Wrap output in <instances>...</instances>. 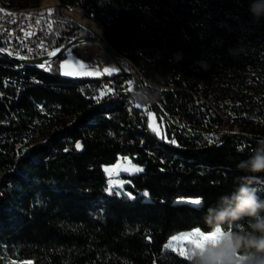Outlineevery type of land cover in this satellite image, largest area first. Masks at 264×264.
I'll return each mask as SVG.
<instances>
[{"label":"trees","instance_id":"1","mask_svg":"<svg viewBox=\"0 0 264 264\" xmlns=\"http://www.w3.org/2000/svg\"><path fill=\"white\" fill-rule=\"evenodd\" d=\"M57 1L50 15L37 14L38 36L49 49L96 38L61 11L80 9L103 27L143 87H160L155 102L171 126L166 142L172 135L188 152L158 140L149 128L151 109L135 108L132 92L97 98L101 80L123 74L68 78L60 67L66 56L41 71L0 54V264H187L164 250L171 237L208 233L206 209L241 183L264 198V173L237 167L257 143L221 130L238 125L264 139V19L251 23L250 0ZM238 43L244 48L233 58L227 50ZM37 138L45 141L31 145ZM120 157L143 169L124 177L132 198L108 193L104 168ZM186 198L202 202L180 201ZM234 227L243 230L246 222Z\"/></svg>","mask_w":264,"mask_h":264},{"label":"clouds","instance_id":"2","mask_svg":"<svg viewBox=\"0 0 264 264\" xmlns=\"http://www.w3.org/2000/svg\"><path fill=\"white\" fill-rule=\"evenodd\" d=\"M249 13L252 24L264 19V0H250ZM220 26L226 27L223 22ZM243 48L238 43L227 50L228 55L238 58ZM173 58L179 61L182 54L174 53ZM197 63L205 71L209 67L204 61ZM160 91L155 84L134 89L131 101L141 107L150 105ZM237 167L248 173H264V139L257 141L249 158ZM204 221L209 227L205 233L209 238L199 247L189 245L187 264H264V198L257 194L255 187L241 183L232 193L221 196L214 206L206 209ZM241 222H246V228L237 230L234 226Z\"/></svg>","mask_w":264,"mask_h":264},{"label":"rangeland","instance_id":"3","mask_svg":"<svg viewBox=\"0 0 264 264\" xmlns=\"http://www.w3.org/2000/svg\"><path fill=\"white\" fill-rule=\"evenodd\" d=\"M34 4V0H0V9L1 10H7V11H10L11 9L15 10V11H20V12H23V14L25 15H29V14H32V13H39L40 11H44L47 15H50L53 11V9H56L59 5L58 1L57 0H44L42 1L41 5L38 6V8L36 9H33V8H27V9H24V10H21L19 8H22L23 6H31ZM8 6H15V7H8ZM60 8V7H59ZM50 11V14H48L47 12ZM47 11V12H46ZM61 11L69 16H71L72 18H74L76 20V22L81 26L83 27L85 30H87L89 33H91L93 36L96 37V39H102V42L107 46L106 42L104 41L103 39V33H104V30L102 29V32H101V35H95L93 34L92 32H90L88 29H86L82 24L81 22L83 20L85 21H88L87 19H85V17L83 16V12L78 9V8H70V9H61ZM88 22H92V21H88ZM103 28V27H101ZM48 29V28H47ZM44 30L43 31V36L46 37L47 34H48V30ZM72 41V40H71ZM85 41V40H83ZM70 42V41H69ZM79 45H76L75 48H78ZM57 49V48H56ZM71 55H69V52L64 55L66 56V58L68 59L67 61V64H66V59L64 60L65 61V64H66V68L65 69H61V75L63 77H68V78H76L77 75H64L63 72L65 70H68V71H76L75 69L72 68V58H80V64H84L85 65V72L87 71H91L93 72V70H98L95 74H92L91 75V79H100V78H104V77H108V76H111L109 75L108 73L104 72L103 69H100V68H106L107 66L109 68H112V69H116V71L114 72V74H118V69L109 61L108 57L106 56V54H104V52H102L101 50H98V49H88L84 52H70ZM116 55V54H115ZM117 57V56H116ZM64 64V62L62 63ZM23 67H25V65L23 64H19ZM90 65V67H88ZM22 68V67H20ZM34 69H37V70H41V71H46L45 68H42V67H32ZM128 69V68H127ZM129 70V69H128ZM84 72V71H83ZM139 78V77H138ZM111 79H114L113 80V84H111L110 82L108 84H103L102 85L100 84V88L98 90V97L97 98H102L104 97L105 95L109 94V93H113L115 92V90L119 89V91L117 93H121V94H125L126 96H129V92H133V84H134V81L131 77H126L123 78V77H115V78H110L109 80ZM140 80V78H139ZM117 82H119V84H116ZM143 87V86H142ZM111 89V91H108L106 92L105 90L106 89ZM125 92V93H123ZM103 93V94H102ZM129 102L135 107V108H140L142 109L141 106H137L135 105L134 103H132L131 101V98H129ZM146 108H144V112H146ZM147 113V112H146ZM147 117H148V121H149V128L152 129H155V134L157 135L158 138L162 139L161 138V127H160V124L157 122V119L156 117L154 116V113L151 111L149 113H147ZM163 126H164V132H166V129H167V124L165 122H163ZM151 125V127H150ZM221 130H224V131H228L231 135H234V134H244L240 131V127L238 125L232 127V128H229V127H223L221 128ZM159 133V135L157 134ZM245 135V134H244ZM45 140L44 138H37L35 139L31 145H35V144H40V143H43ZM121 164V165H124V166H128L129 164L131 166H134V167H138V168H141L139 166H136V165H133L129 158L127 157H120L118 162L113 165V166H109V167H105L106 168H113L115 167L117 164ZM104 169V171H105ZM140 172H132L131 170L129 171H123V170H119L117 174H114L113 176H109L108 173L105 171V174L107 176V183H108V186H109V181L110 180H113V181H123V187L120 189V192L122 194L120 195H124V196H128L129 198H132V196L125 192L124 190V186L127 184V181H125L124 177L125 176H134L136 174H138ZM109 193V191H108ZM113 193H115V189L113 191ZM192 198H186V199H181L180 201H183V202H186V203H190L188 201H190ZM192 204V203H190ZM192 205H195L197 206L196 204H192ZM193 231V230H191ZM191 231H187V232H182V233H179L173 237H177V236H180L184 233H189ZM171 237L169 239V241L166 243V245L169 244L170 241H172V238ZM181 242L179 241H175L174 244H176L177 246H179ZM185 245H187V242H183ZM166 245L164 246V250H170V251H173L171 248H167ZM174 253L178 254L179 256H181L179 254L178 251H173ZM183 257V256H181ZM185 258V257H183ZM25 261H30L28 259H25L21 262H18V264H23V262ZM31 262V261H30ZM32 264V262H31Z\"/></svg>","mask_w":264,"mask_h":264},{"label":"built area","instance_id":"4","mask_svg":"<svg viewBox=\"0 0 264 264\" xmlns=\"http://www.w3.org/2000/svg\"><path fill=\"white\" fill-rule=\"evenodd\" d=\"M41 12L44 11L39 13ZM47 13L50 14V11ZM36 21L37 15L30 16L0 9V43L7 47L6 50L0 52L7 53L9 57L21 61L46 59L48 52L56 49H49L47 41L38 36ZM26 33L34 34L26 35ZM39 65L33 66L40 67ZM109 79L101 80L100 84H108L109 82L113 84L114 79Z\"/></svg>","mask_w":264,"mask_h":264},{"label":"snow or ice","instance_id":"5","mask_svg":"<svg viewBox=\"0 0 264 264\" xmlns=\"http://www.w3.org/2000/svg\"><path fill=\"white\" fill-rule=\"evenodd\" d=\"M51 11V10H49ZM30 16L31 15H37L35 13H32V14H29ZM41 16V19H37L36 21V25L39 27L41 25V23L43 22V14H39ZM49 29L51 30V24L49 23L48 25ZM34 33H26V35H33ZM3 49H0V51H2ZM59 51V50H57ZM57 51H51V52H48V56L51 58V57H54L57 55ZM11 54V53H10ZM69 55H71L70 51H69ZM40 67L42 68H45L46 71H50L52 70V60L49 59V60H46L44 61L43 63H41L39 65ZM61 69H65L66 68V65L65 64H61L60 65ZM90 67V65L88 66ZM76 68H77V71H68V70H65L63 72L64 75H79L81 72L84 71L85 69V65L84 64H80L77 62L76 64ZM98 70H93V72H89L87 74H95ZM116 69H108V68H105L104 69V72L108 73L109 75H111L113 72H115ZM106 92L108 91H111V89H106L105 90ZM103 94V93H102ZM151 127V125H150ZM153 131H155V129H153ZM159 135V133H157ZM171 143L175 144L176 141L175 140H172ZM76 148L79 149L81 148V145L79 143L76 144ZM119 170H123V171H129L131 170L132 172H141L143 171V169L141 168H138V167H134V166H131L130 164L128 166H124V165H121V164H117L115 167L113 168H106L105 171L108 173L109 176H113L114 174H117ZM123 181H113V180H110L109 181V186H108V191L109 193H113L114 189H115V194L116 195H120L122 194L120 192V189L123 187ZM143 195L145 197H147L149 195V193L147 191H145L143 193ZM192 204H196V205H199L201 204V200L199 198H196V199H191L190 201H188ZM209 236H206L205 235V232L201 231L200 229H195L189 233H184L180 236H177V237H173L172 238V241L169 242L168 245H166L167 248H171L173 251H178L179 254L183 257L186 256V253H187V249L189 247V245H192V246H196V247H199L201 242L203 240H206L208 239ZM175 241H179L181 242L179 244V246H177L176 244H174ZM183 242H187V245H185ZM5 259H7L6 255L5 257H3ZM9 264H16V261H10ZM23 264H31L30 261H25L23 262Z\"/></svg>","mask_w":264,"mask_h":264},{"label":"water","instance_id":"6","mask_svg":"<svg viewBox=\"0 0 264 264\" xmlns=\"http://www.w3.org/2000/svg\"><path fill=\"white\" fill-rule=\"evenodd\" d=\"M103 39H104V37H103ZM83 40H85V41H94V42L98 43V44L101 46L103 52H104V53L106 54V56L108 57L109 61H110L115 67L118 68V73L123 74L124 76H127V77H131V78L133 79L134 84L136 85L137 88L142 87V85H141V83H140V80H139L138 76H137L134 72L128 70V69H127V68H126V67H125V66H124V65L118 60V58L116 57L115 53H114V52L112 51V49L109 47V45L107 44V42L105 41V39H104V41L106 42L107 46H106L105 44H103L100 40H98V39H96V38H94V37L79 38V39H74V40L68 42L67 44H65L64 46H62V47L56 49L55 51H57V50H59V51H57V55L54 56V57H51V58H50V57L48 56L46 59H39V60L37 59V60H28V61L13 60V61L17 62L18 64L31 65V66H33V65H39V64L42 63L44 60H49V59H51L52 61H54V60H56V59H58V58H60V57H62V56H64V55H66V54L69 52L68 49H69V47H70L71 45L77 43L78 41H83ZM0 54H1L3 57H5L6 59L12 60V59L8 56L7 53H2V52H0ZM25 67H28V66H25ZM148 106H149V108L151 109V111H152L154 114H156V115H158V116L161 115V116L164 118V120L167 122L166 118H165V117L162 115V113L160 112V110H159L158 105L156 104V102H154V103H152V104H150V105H148ZM167 126H168V129L171 131V126H170V124H169L168 122H167ZM232 137L243 138L245 141H247V142H249V143H257V141H258V140H254V139H252V138H250V137H248L247 135H244V134H234V135H231V136H230V138H232ZM158 140L161 141L162 143H164L166 146L172 148V149H175V150H177V151H181V152H188V150L181 149L180 147H178V146L176 145V143H175V144L171 143V141L174 140V138H173L172 135H171V139H170V142H169V143H167L166 141H164V140H162V139H160V138H158ZM218 145H220V144L218 143V144H216V145H214V146H212V147H210V148H208V149H211V148L216 147V146H218ZM78 150H81V148H79ZM202 151H203V150H202Z\"/></svg>","mask_w":264,"mask_h":264},{"label":"bare ground","instance_id":"7","mask_svg":"<svg viewBox=\"0 0 264 264\" xmlns=\"http://www.w3.org/2000/svg\"><path fill=\"white\" fill-rule=\"evenodd\" d=\"M9 12H17V13L23 14V12L15 11L13 9H11ZM81 24L86 29H88L90 32H92L93 34H95V35H101L102 28L100 26H98L97 24H94L92 22H88V21H85V20H83L81 22ZM99 40L102 42V39L101 38ZM76 45H79V47L78 48H75ZM88 49H98V50H101L103 52L101 46L98 43L94 42V41H78L77 43L71 45L69 47L68 51H70V52H78V51L82 52V51H86ZM11 59L12 60H15L14 58H11ZM25 66H28V68L37 67V66H31V65H25ZM154 116L156 117L157 122L160 124V127H161V138H162V140L166 141V134L164 132V126H163L162 121L165 122L166 124H167V122L164 120V118L161 115L158 116V115L154 114Z\"/></svg>","mask_w":264,"mask_h":264},{"label":"crops","instance_id":"8","mask_svg":"<svg viewBox=\"0 0 264 264\" xmlns=\"http://www.w3.org/2000/svg\"><path fill=\"white\" fill-rule=\"evenodd\" d=\"M82 52H84V51H82ZM69 59V58H68ZM68 59L66 58V64H67V61H68ZM73 60H72V68L73 69H75L76 71H77V68H76V64H77V62L78 63H80V61H82V60H80V58L78 57V58H72ZM65 61H64V64H65ZM65 64V65H66ZM106 68H108V69H112V68H109L108 66L106 67ZM100 69H105V68H100ZM89 72H91V71H87V72H85V70H84V72H81L79 75H77V77L76 78H87V79H91V75L92 74H87V73H89ZM112 74H114V72L112 73ZM107 77V76H106ZM106 77H104V78H106ZM105 169V168H104Z\"/></svg>","mask_w":264,"mask_h":264}]
</instances>
